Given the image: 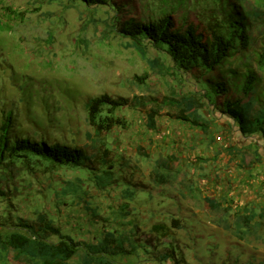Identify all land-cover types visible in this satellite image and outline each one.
Returning a JSON list of instances; mask_svg holds the SVG:
<instances>
[{
    "label": "rangeland",
    "instance_id": "obj_1",
    "mask_svg": "<svg viewBox=\"0 0 264 264\" xmlns=\"http://www.w3.org/2000/svg\"><path fill=\"white\" fill-rule=\"evenodd\" d=\"M242 1L249 9L264 12V0ZM220 10L218 0H111L108 7L66 0H0V126L12 114L15 135L28 134L100 157L93 167L98 171L52 167L34 158L16 160L0 170L5 193L0 197V236L24 232L23 223L35 222L45 213L62 237H71L83 248L103 243L108 233L115 234L117 242L122 238L130 254L112 257V264H264V257L254 258V250L264 248V140L243 137L229 122L231 118L220 110L225 96H210L209 101L195 78L159 74L161 66L153 63L159 54L151 48L137 49L119 33L123 21L132 17L170 14L178 27L187 21L207 35L206 25ZM229 67L243 72V57L231 60ZM144 76V83L136 78ZM102 96L142 97L148 108L117 109L119 122L98 135L88 121V106ZM181 105L197 111L204 121L190 126L178 120ZM151 108L160 110L156 129L149 127ZM108 111L105 107L103 115ZM168 156L177 157L179 164L170 163L175 178L164 185L160 175L167 170L158 164ZM191 158L199 159L197 166L189 162ZM105 161L111 177L108 186L100 188L97 181L105 168L98 163ZM252 161L254 171L260 172L248 180L251 189H244L253 196L249 210L256 221L260 218L259 224L243 229L242 235L229 229L236 238L252 241L244 247L250 253L240 254L234 244H227L229 235L216 223L190 214L182 221L175 211L171 216V197L159 195L181 188L185 193L192 180H181V173L193 169L202 180L208 177L205 173H211V179L224 177L227 190L238 192ZM210 182L194 183L202 209L215 204L201 198ZM225 202L244 210L243 201L235 196ZM172 218L182 221L181 229L172 226ZM47 235L51 242L60 240L53 232ZM237 243L242 242L235 243L241 249ZM81 255L75 254L70 264H84ZM35 261L0 246V264L40 263Z\"/></svg>",
    "mask_w": 264,
    "mask_h": 264
},
{
    "label": "trees",
    "instance_id": "obj_2",
    "mask_svg": "<svg viewBox=\"0 0 264 264\" xmlns=\"http://www.w3.org/2000/svg\"><path fill=\"white\" fill-rule=\"evenodd\" d=\"M66 1L72 4L80 2L88 7H108L111 3V0ZM218 2L221 6L220 13L212 14L210 23L206 25L207 35L200 33L197 27L187 21L178 27L170 14L154 19L146 17L144 20L132 17L123 21L119 33L130 39L137 49L145 51L151 48L159 54L153 60L154 64L161 66L159 74H179L195 78L204 86L203 91L209 101L210 96H225L220 110L234 120L240 134L243 137L259 136L264 140V12L258 8L249 9L242 0ZM2 25L0 22V28ZM255 47L258 50H254ZM239 55L243 57L245 64L243 72L229 67L231 60H236ZM164 61H169L170 65L160 64ZM136 78L144 83L146 76ZM147 102L148 100L138 96L116 100L107 96L98 97L89 103L88 121L95 128L96 134L100 135L112 130L119 122L117 109L126 106L147 109ZM105 107H109L107 115H103ZM178 108V120L190 126L204 121L197 111L190 112L183 105ZM159 112L155 108L148 112L150 129H156ZM13 127L12 114H9L0 126V170L16 160L33 158L36 162L47 163L52 167L100 170L93 168L96 166L95 161L100 160L96 153L88 155L84 149L34 140L28 134L18 136L13 132ZM108 153L106 150L105 154ZM98 165H103L105 170L97 185L106 188L107 177H111V172L107 169L108 161L99 162ZM158 166L161 170L169 169L163 160L159 161ZM0 178L3 179L2 176ZM2 196L5 193L0 186V197ZM173 224L177 227L178 221ZM22 226L25 228L24 232L13 231L0 236V246L3 250L25 254L36 260V263L39 261V264H70L72 257L79 252H82L79 258L84 264H112V257L130 254L122 238L117 242L113 233H108L103 243L83 248L71 237H62L45 213L40 214L37 221L23 223ZM52 232L53 236H60L59 241L51 242L47 239V234Z\"/></svg>",
    "mask_w": 264,
    "mask_h": 264
},
{
    "label": "crops",
    "instance_id": "obj_3",
    "mask_svg": "<svg viewBox=\"0 0 264 264\" xmlns=\"http://www.w3.org/2000/svg\"><path fill=\"white\" fill-rule=\"evenodd\" d=\"M229 122H231V124H235L233 119H229ZM238 129V126L235 125ZM207 159V158H206ZM168 160L170 162H168ZM189 162H191V164L196 165L199 163V159H188ZM163 161L167 164L169 169H166L167 172L162 173L161 176V181L164 182V185H167V183L170 181V179L173 180V178H175V174H173V172H171L172 170V166H177L179 164V160L177 159V157H172V156H168L166 159H163ZM208 161V160H207ZM253 162V161H252ZM250 162L249 165L252 163ZM170 163H173L172 166L170 165ZM218 166H222V162L221 161H217ZM211 162L208 161L207 166L210 165ZM247 167V170L244 172V178L242 179L243 183L241 184L243 188V192L241 189H239L240 191H236V190H232L231 192H229L227 190L226 187V183L224 182V177L222 178L219 175V179L216 178H212L211 179V173H205V176H208L206 178L199 179L196 176V172L194 171V169L187 175L184 173H181L183 175V179H188V180H192L191 187L186 188V192L182 193L184 191L183 188L178 189L177 191H168L166 193H160L159 195H168L169 197H171V204L173 206L172 210H170L169 212H171V216H172V212L175 211L177 215L181 216V220L183 221V217H185L186 215L188 216V214L192 215V217H197V218H203L204 220H208L211 221L213 223L218 224V227L220 229L225 230V232L229 235V237L227 238V244H234V249L238 252H240V254L245 253V251L248 250V252L250 253L251 250L248 248H244L246 246V244H253L252 241L243 239V238H236V236L231 235L230 230L231 228H234L236 230V232L240 235L243 234V229H247L248 227H254L255 224H257L260 221V218L258 219V221L255 220L254 218V213H252L249 210L250 207V203L251 201H253V196L251 194L248 193V190L251 189V187L248 185V180L249 179H254L253 175L254 172L256 174H259V169L256 168V171H254V162L253 165ZM163 171H165L163 169ZM201 172H204V169L201 170ZM200 173V172H199ZM219 173V171L217 172ZM216 173V174H217ZM184 175L186 176V178L184 177ZM215 175V174H214ZM212 175V176H214ZM227 176V174L222 173V176ZM204 176V174L202 175V177ZM170 177V178H169ZM209 179H211L212 182L209 181ZM166 180H168L167 182H165ZM196 180H201V184H203V181H207L211 183L210 188L208 187V190L205 191V197H201L203 199L206 200V202H208L209 204H212L210 202H212L211 199H213V201L215 202L214 205H212L210 208H200V204L202 199H197V194L195 191H193L194 189V183ZM194 181V182H193ZM245 183V184H244ZM252 184V183H251ZM235 185V184H233ZM246 185H248L246 187ZM244 188H248V190L244 189ZM236 197V200H242L243 201V205H244V210L243 212H239V208L237 209H233L232 206L227 205V197ZM208 198V199H207ZM207 213V214H206ZM215 213H220L217 217V219H211L212 215H214ZM260 216H262L261 214H259ZM231 216V217H230ZM174 221H178L177 224V228L181 229L182 228V221H180L179 219L176 218H172V224L174 223ZM162 224H166L165 222H162ZM259 224V223H258ZM172 226L175 227V225L173 224ZM217 226V225H216ZM236 240V241H235ZM237 241H240L242 243H237V245H243L240 249V247L236 246L235 247V243ZM254 245H256L254 243ZM230 249V247H228V250ZM262 251H257L254 250V258L256 259H260L263 258L264 254L261 255V253H264V248L261 249ZM231 252V251H230Z\"/></svg>",
    "mask_w": 264,
    "mask_h": 264
}]
</instances>
